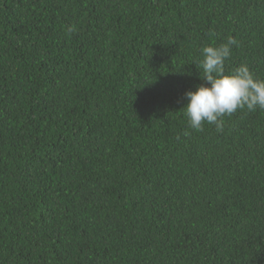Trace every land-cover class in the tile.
<instances>
[{"label":"trees","instance_id":"1","mask_svg":"<svg viewBox=\"0 0 264 264\" xmlns=\"http://www.w3.org/2000/svg\"><path fill=\"white\" fill-rule=\"evenodd\" d=\"M227 37L264 80V0H0V264H264V110L182 109Z\"/></svg>","mask_w":264,"mask_h":264},{"label":"clouds","instance_id":"2","mask_svg":"<svg viewBox=\"0 0 264 264\" xmlns=\"http://www.w3.org/2000/svg\"><path fill=\"white\" fill-rule=\"evenodd\" d=\"M67 30L71 32L73 28L69 26ZM233 46H238L237 40L227 37L219 45H206L200 49L201 78L207 86L202 84L194 91L184 93L187 103L182 109L189 129L202 131L206 122L222 132L225 116L245 108L264 110V80L257 79L246 64L225 72V62L231 57ZM183 135L189 136L190 132L185 131Z\"/></svg>","mask_w":264,"mask_h":264}]
</instances>
